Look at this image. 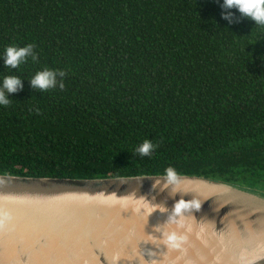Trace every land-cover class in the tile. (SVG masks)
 <instances>
[{
  "label": "trees",
  "instance_id": "16d2710c",
  "mask_svg": "<svg viewBox=\"0 0 264 264\" xmlns=\"http://www.w3.org/2000/svg\"><path fill=\"white\" fill-rule=\"evenodd\" d=\"M222 3L0 0V86L23 82L0 105V175L106 179L171 166L264 196V27L228 24ZM28 44L38 61L5 67L6 47ZM45 68L66 72L63 90L31 88ZM144 140L158 147L140 158Z\"/></svg>",
  "mask_w": 264,
  "mask_h": 264
},
{
  "label": "bare ground",
  "instance_id": "6f19581e",
  "mask_svg": "<svg viewBox=\"0 0 264 264\" xmlns=\"http://www.w3.org/2000/svg\"><path fill=\"white\" fill-rule=\"evenodd\" d=\"M154 181L160 191L176 194L158 179L143 190L152 191ZM179 192L200 202L243 199H235L224 188L187 179H182ZM31 198L0 194V264H148L137 250L140 244L145 251L157 253L152 256L158 259L155 264H239L246 248L255 256L264 255V215L243 224L248 243L241 242L236 227L230 231L232 237L218 241L200 220L202 216L185 217L183 228L172 224L164 229L188 237L180 249H172L152 231L164 223L166 211L150 208L143 198L86 194Z\"/></svg>",
  "mask_w": 264,
  "mask_h": 264
},
{
  "label": "water",
  "instance_id": "95a60500",
  "mask_svg": "<svg viewBox=\"0 0 264 264\" xmlns=\"http://www.w3.org/2000/svg\"><path fill=\"white\" fill-rule=\"evenodd\" d=\"M160 177L161 176L106 179H67L0 175V194H8L11 195V197L19 198L27 197L30 199H32L31 197H50L64 194H86V196L89 197L98 195L103 197L113 196L114 198H131L133 201L143 198L144 202H142H147L150 208L159 207L163 210H170L174 206L175 202L179 201L181 198L185 201L191 200L190 197L181 194H175L172 196L170 193L165 191H159V194H157L153 191L147 192L143 190L148 186V182L155 179L160 180ZM181 178L218 186L226 189L227 193L234 195L235 199L243 198L241 199V202H219L214 198L207 199V201L201 202L202 205L199 212L194 211L192 214H186V217L202 216L200 220L206 222V228H211L209 231L218 241L225 240L224 238L232 237L233 233L230 234V231H235L236 227L238 229L237 235L240 237L241 242H249V236H246L242 227L244 223H251L253 220H257L264 215L263 195L223 182L187 176H181ZM142 179L144 180L139 183ZM119 182H122V184H119ZM153 198H155V201ZM245 211L248 212L244 213ZM234 213L245 214L246 216L244 218H234ZM221 235H223L222 238H218V236ZM140 245H137V250L142 255L143 260H145L148 264H153L152 256H149V252L145 251L146 249L144 246ZM255 253L257 252L255 251ZM241 255L239 264H264V255L255 256L253 253H249L247 248L244 250V254L241 253ZM178 257L182 258L180 255ZM249 258L253 259L250 261ZM149 260H151V262H148Z\"/></svg>",
  "mask_w": 264,
  "mask_h": 264
},
{
  "label": "clouds",
  "instance_id": "9594fccd",
  "mask_svg": "<svg viewBox=\"0 0 264 264\" xmlns=\"http://www.w3.org/2000/svg\"><path fill=\"white\" fill-rule=\"evenodd\" d=\"M219 7L221 8V18L227 21L230 25L233 23H239L242 18H250L255 21L256 25L264 27V0H223V3L219 4ZM232 9L238 10L241 14L239 19L231 11ZM35 47L34 44H28L24 47H6L2 58L5 67L17 69L21 64L27 63L29 58H31L33 62H37L39 57L34 51ZM65 76L66 72L63 70L45 68L42 71H38L29 82L31 88L38 92L48 91L50 89H55L56 87L63 90L65 87L63 82ZM22 90L23 82L19 77L14 75L5 76L2 86H0V105L5 107L10 106L11 100L8 98V94L17 93ZM36 112L39 114V109H36ZM157 147V144H154L149 140H144L143 143L134 149V154L138 155L140 158L150 157ZM143 180L144 179L140 180L139 183ZM159 182L163 183L166 188H170L172 192L176 194L180 193L179 187L182 183V178L174 167H167L164 170V174L160 177ZM156 183L157 181H154L152 191L159 194V188L154 186ZM153 200L155 201V198H153ZM201 205V202L195 197L189 201H185L181 198L179 201L175 202L170 210L165 209V211H167V218L164 223L157 224L153 228V234H159L161 237L159 239H162L164 246L172 249H180L182 245L187 242L188 237L186 235L178 234L176 231L167 232L164 229L166 226L172 224L183 228L186 214H192L194 211L199 212ZM148 255L156 256L157 253L149 252ZM157 260L158 259L152 260L153 264H155Z\"/></svg>",
  "mask_w": 264,
  "mask_h": 264
}]
</instances>
